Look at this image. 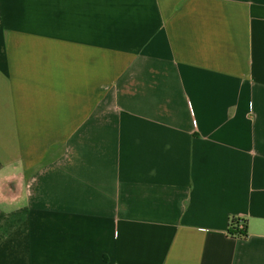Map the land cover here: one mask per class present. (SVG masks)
Segmentation results:
<instances>
[{
  "label": "crops",
  "instance_id": "1",
  "mask_svg": "<svg viewBox=\"0 0 264 264\" xmlns=\"http://www.w3.org/2000/svg\"><path fill=\"white\" fill-rule=\"evenodd\" d=\"M0 264H264V0H0Z\"/></svg>",
  "mask_w": 264,
  "mask_h": 264
},
{
  "label": "trees",
  "instance_id": "2",
  "mask_svg": "<svg viewBox=\"0 0 264 264\" xmlns=\"http://www.w3.org/2000/svg\"><path fill=\"white\" fill-rule=\"evenodd\" d=\"M239 223H240V220L233 219L230 225L229 233L232 237L246 238L247 237L246 231L243 233L238 230L237 226L239 225Z\"/></svg>",
  "mask_w": 264,
  "mask_h": 264
},
{
  "label": "built area",
  "instance_id": "3",
  "mask_svg": "<svg viewBox=\"0 0 264 264\" xmlns=\"http://www.w3.org/2000/svg\"><path fill=\"white\" fill-rule=\"evenodd\" d=\"M237 227H238V230L240 232H243L244 233L246 231L245 224L242 221H240V223H239V225Z\"/></svg>",
  "mask_w": 264,
  "mask_h": 264
}]
</instances>
